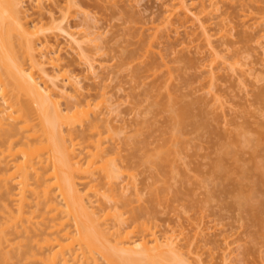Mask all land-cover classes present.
I'll list each match as a JSON object with an SVG mask.
<instances>
[{
    "label": "bare ground",
    "instance_id": "6f19581e",
    "mask_svg": "<svg viewBox=\"0 0 264 264\" xmlns=\"http://www.w3.org/2000/svg\"><path fill=\"white\" fill-rule=\"evenodd\" d=\"M25 1L0 0V264H203L199 257L201 246L196 245L195 238H187L181 228L160 231L156 218L161 205L174 201L183 209L194 208L192 191L183 194L173 184L178 176V156L188 150L186 128L202 127L190 106H177L170 92L161 104L158 87H149L147 99L154 98L152 106L157 113L170 112V122L167 127L139 122L134 134L120 139L133 148L124 156L106 91L98 90L99 100H92L70 71L59 69L62 48L57 36L61 33L75 44L72 48L90 72L94 73L95 60L98 63L104 55L100 43L92 44L96 38L91 37L93 32L88 29L92 26L87 22L80 31H70V27L62 25L76 14H83L84 19L89 14L81 9L78 0H63L58 11L61 20L54 25L60 19L54 14L55 8H45L46 1L51 0H29L31 7L40 11V18L45 14L50 27L60 32L51 36L43 21L45 16L35 21ZM164 1L168 4L167 14L160 24L143 28H153L155 38L163 28L178 33L180 27L185 30L197 25L195 29H201L202 41L210 50L211 59L205 66L210 67L207 71L211 79L217 69L213 66L245 74L240 68L244 53L250 55L259 49L264 61V1ZM221 4L239 6L238 23L244 27L239 41L242 47L235 48L230 41L233 28H227L231 22L219 14ZM215 16L219 20L212 29ZM208 29L213 30V35ZM215 36L216 41L229 42L231 47L226 49L233 48V60L211 46ZM85 42L90 46H82ZM151 44L145 52H149ZM140 49L141 45L123 51L125 66L131 67L133 53ZM156 53L159 57L153 58L148 67L154 71L164 61L162 52ZM101 63L100 60L99 68L103 67ZM131 72L133 77L141 78L138 69ZM258 96L262 99L261 94ZM147 131L157 133L153 146L139 138ZM243 134L244 131L237 133ZM257 134L252 166L259 171L258 178L250 192L237 188L234 194L246 200L245 209L252 223L261 229L264 240V191L258 189L264 186V159L260 156L264 128L257 129ZM228 154L227 147L221 146L215 163V169L225 177L229 171L223 161ZM139 166L152 171L146 194L137 186ZM257 190L259 197L254 195ZM198 210L203 214V207L199 205ZM201 234L196 230L195 237ZM184 239L186 243L182 245L180 241Z\"/></svg>",
    "mask_w": 264,
    "mask_h": 264
},
{
    "label": "rangeland",
    "instance_id": "374dc122",
    "mask_svg": "<svg viewBox=\"0 0 264 264\" xmlns=\"http://www.w3.org/2000/svg\"><path fill=\"white\" fill-rule=\"evenodd\" d=\"M241 1L235 2L240 4ZM78 2L81 9L89 14L86 16L88 21L84 19L83 14H76L75 17L64 20L62 25L70 27V31H80V28L84 30L86 28L84 22L92 26L88 29L93 32L91 37L96 38V41H91L92 44L98 42L104 49L102 51L104 55L100 58L103 67L99 68L100 60H97L98 63L95 60L97 65L94 73L87 70L83 60L80 61L76 50L72 48L75 44L70 42L69 37L63 33L58 34L60 33L58 30L51 28L45 14H42L45 16H42L43 21L50 28L48 30H51L50 34L48 31L49 35L58 34L57 40L62 48V64L59 69L70 71L79 81L83 93L92 100H99L98 90L102 91L103 88L106 91V98L112 102L114 109L110 117L117 128V137L124 156L131 154L133 148L120 139L134 134L139 122L156 123L161 127H167L170 122V112L157 113L158 109L152 106L154 98L147 99L146 90L149 87L155 85L158 87V101L161 104L167 101L169 92L172 93L177 106L182 103L188 104L202 124L197 130L191 125L186 128L185 141L188 150H183L180 157L178 156L179 160L177 159L175 166L178 176L175 175L177 178L173 180L177 191L183 194L192 191L194 208L183 209L181 204L175 201L161 205L156 217L160 231L181 228L187 238H195L196 245L201 246L199 257L203 264H264V240L261 229L252 223L251 214L245 209L246 200H240L234 194L237 188L245 193L250 192L259 174L252 163L254 145L258 138L257 129L264 128V80H262L264 61L261 50L256 49L250 55L244 53L243 58L241 54L243 65L240 68L245 74L242 75L240 71L231 73L226 68L218 69L219 67L213 66L217 69L213 68L215 74L211 79L212 76L207 71L210 67L205 66L211 59L210 50L208 47L207 51V46L202 41L201 29H195L197 25L194 28L189 26L185 30L180 27L178 33L163 28L157 35L158 39L154 38L153 28V30L143 28L160 24L167 14L165 7L168 4L166 5L164 0H78ZM24 4L29 9L31 18L35 21L42 18L39 15L40 11H35L29 0ZM61 5H64L63 0H51L46 1L45 8H55L54 14L60 18L61 14L58 11ZM226 5H220L222 7L220 11L218 10L219 14L231 22L229 26L227 25V28H233H230L231 43L234 42L235 48L242 47L239 41L244 27L238 23L239 6L237 4V7L233 8ZM215 17L212 22L210 21L212 29L217 27L216 23L220 18ZM138 19L140 20L137 21ZM60 20L61 18L54 22V25ZM188 29L194 31V34ZM211 32L210 34L213 33ZM86 43L82 46L86 45L87 48L90 44ZM150 43L152 44L147 53L145 50ZM228 43L216 41L215 36L211 46L222 50L221 56L224 55L231 61L235 53H232L233 48H229L231 49L229 51L226 49L230 46ZM139 45L142 49L139 53H133L135 58L130 64L131 67L125 66L121 59L123 51L127 48H137ZM157 51L162 52L160 54L164 61L159 63V68L154 71L148 67L153 58L159 57ZM134 68L140 71L141 78L133 77L131 70ZM259 94L262 95V99H259ZM139 102L140 105H136ZM239 131H244V134L237 135ZM156 134L147 131L139 138L152 143L150 146H153ZM223 145L229 150L223 161L229 171L228 177L222 176L215 169L219 148ZM260 156L264 159V150L260 152ZM136 173L137 186L146 194L152 181V171L147 166H139ZM258 189L264 191V186ZM259 190L256 192L259 193ZM257 193H254L255 197L261 195L259 193L257 196ZM238 200L241 205H238ZM199 205L203 207V214L198 210ZM196 230L202 233L198 238L195 237ZM180 243L183 245L186 240H181Z\"/></svg>",
    "mask_w": 264,
    "mask_h": 264
}]
</instances>
